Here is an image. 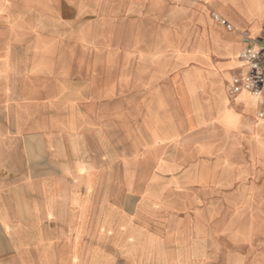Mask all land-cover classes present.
Listing matches in <instances>:
<instances>
[{
	"label": "crops",
	"instance_id": "0c3cea01",
	"mask_svg": "<svg viewBox=\"0 0 264 264\" xmlns=\"http://www.w3.org/2000/svg\"><path fill=\"white\" fill-rule=\"evenodd\" d=\"M77 2L79 17L117 20L109 50L126 59L78 60L63 98L117 99L140 73L151 101L142 122L95 102L0 124V264H264V104L231 91L247 71L240 53L264 36V0ZM169 126L151 161V131ZM117 131H138L142 147L120 166Z\"/></svg>",
	"mask_w": 264,
	"mask_h": 264
},
{
	"label": "rangeland",
	"instance_id": "374dc122",
	"mask_svg": "<svg viewBox=\"0 0 264 264\" xmlns=\"http://www.w3.org/2000/svg\"><path fill=\"white\" fill-rule=\"evenodd\" d=\"M81 5L83 6L84 3H78L77 0H0V124L29 123L30 109L33 107L48 106L59 109L65 103L71 108L84 109L94 106L95 102L97 105L100 103L103 108L106 105L107 109L111 104L117 103L118 116L122 114L119 117L122 119L119 121H125V119L134 122L143 121L141 111L147 109L151 99L148 83L143 84L139 80L140 73L131 75L135 81L138 80L134 84L133 93L125 90L124 83L118 84L117 99L63 98L62 72L66 71V78L70 79L72 92L74 90L72 82L78 80L76 73L78 60L117 58L125 63L126 59L124 55H117V51L109 50V46H115L118 41L115 27L117 20L79 17L78 10ZM104 47L107 48L104 49ZM129 62L133 65L127 68L126 66L118 67L123 72L122 79L125 78L126 69L139 71L142 59L138 54ZM81 68L85 70L84 67ZM88 69L92 70L93 67ZM104 77L105 75L102 74L101 79L104 80ZM88 79L93 81V74ZM84 80L82 76L81 81ZM171 107L175 109L178 107L176 101H172ZM109 118L108 114L103 117V121H108ZM170 128L171 126L166 132L151 131V161H153L154 153H157L159 158V145L164 135L170 132ZM109 133H106L107 136ZM136 133L139 132H116L121 138L118 145L114 146L118 155L115 160L118 166L126 160L127 155L130 161L132 148L135 154L136 149H139L141 154L142 147H136L135 141H132ZM91 134H93L91 131L81 133L82 138L85 136L88 138ZM81 147V158L84 161L85 157L87 162L90 157L88 141L83 142ZM108 149L109 146L102 147V170L109 169V155L106 151ZM136 160L134 158L133 162L135 163Z\"/></svg>",
	"mask_w": 264,
	"mask_h": 264
},
{
	"label": "built area",
	"instance_id": "2783aa9c",
	"mask_svg": "<svg viewBox=\"0 0 264 264\" xmlns=\"http://www.w3.org/2000/svg\"><path fill=\"white\" fill-rule=\"evenodd\" d=\"M218 21L232 29L227 20L216 17ZM240 57L247 65V71L235 77L231 87L233 93L248 91L258 102L264 104V36L259 40H251L240 53ZM260 117L264 112L259 113Z\"/></svg>",
	"mask_w": 264,
	"mask_h": 264
},
{
	"label": "bare ground",
	"instance_id": "6f19581e",
	"mask_svg": "<svg viewBox=\"0 0 264 264\" xmlns=\"http://www.w3.org/2000/svg\"><path fill=\"white\" fill-rule=\"evenodd\" d=\"M244 92H246V91H244ZM247 93H249V92H247ZM250 94V93H249ZM255 97V96H254Z\"/></svg>",
	"mask_w": 264,
	"mask_h": 264
}]
</instances>
